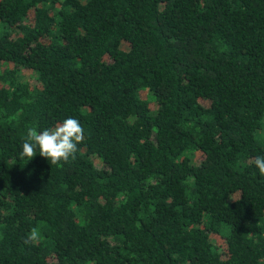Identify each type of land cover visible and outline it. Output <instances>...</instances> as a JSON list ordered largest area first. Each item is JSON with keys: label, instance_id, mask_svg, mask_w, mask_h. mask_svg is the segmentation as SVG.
<instances>
[{"label": "trees", "instance_id": "obj_1", "mask_svg": "<svg viewBox=\"0 0 264 264\" xmlns=\"http://www.w3.org/2000/svg\"><path fill=\"white\" fill-rule=\"evenodd\" d=\"M258 156L264 0H0V264H264Z\"/></svg>", "mask_w": 264, "mask_h": 264}, {"label": "clouds", "instance_id": "obj_2", "mask_svg": "<svg viewBox=\"0 0 264 264\" xmlns=\"http://www.w3.org/2000/svg\"><path fill=\"white\" fill-rule=\"evenodd\" d=\"M84 139V130L79 120L67 118L53 128L38 132L36 128L30 127L27 130L22 151L19 153L21 159L27 157L29 161L38 153L46 158L50 164L59 165L67 163L70 158L75 159L78 152V145ZM255 167L259 174L264 177V156L254 159ZM41 239L36 227L30 229L25 238V243L37 244Z\"/></svg>", "mask_w": 264, "mask_h": 264}, {"label": "rangeland", "instance_id": "obj_3", "mask_svg": "<svg viewBox=\"0 0 264 264\" xmlns=\"http://www.w3.org/2000/svg\"><path fill=\"white\" fill-rule=\"evenodd\" d=\"M21 71H22V74L26 77V79L29 81L30 84H36L35 76L32 73V71L27 70V69H22ZM195 157L200 158L201 155L196 154ZM95 163H96V165H98V163H100V162L97 159H95Z\"/></svg>", "mask_w": 264, "mask_h": 264}]
</instances>
